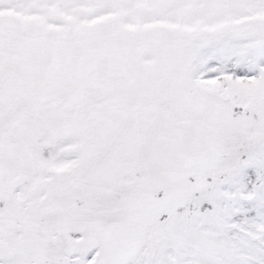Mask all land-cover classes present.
I'll list each match as a JSON object with an SVG mask.
<instances>
[{"label":"snow or ice","instance_id":"1","mask_svg":"<svg viewBox=\"0 0 264 264\" xmlns=\"http://www.w3.org/2000/svg\"><path fill=\"white\" fill-rule=\"evenodd\" d=\"M0 264H264V0H0Z\"/></svg>","mask_w":264,"mask_h":264}]
</instances>
